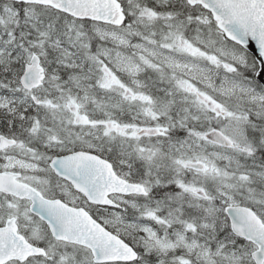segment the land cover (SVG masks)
<instances>
[{
  "label": "snow or ice",
  "instance_id": "1",
  "mask_svg": "<svg viewBox=\"0 0 264 264\" xmlns=\"http://www.w3.org/2000/svg\"><path fill=\"white\" fill-rule=\"evenodd\" d=\"M0 264H264V0H0Z\"/></svg>",
  "mask_w": 264,
  "mask_h": 264
}]
</instances>
